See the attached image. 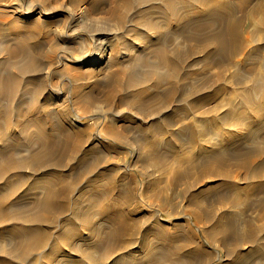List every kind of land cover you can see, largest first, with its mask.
Instances as JSON below:
<instances>
[{"label":"bare ground","instance_id":"bare-ground-1","mask_svg":"<svg viewBox=\"0 0 264 264\" xmlns=\"http://www.w3.org/2000/svg\"><path fill=\"white\" fill-rule=\"evenodd\" d=\"M121 2L110 12H118L119 34L130 31L126 24L139 27L148 44L122 45L125 62L134 55L126 64L112 60L122 67L106 83H96L104 98L74 78L56 98L43 87V102L33 107L29 78L42 71L35 61L40 53L30 54L31 37L5 42L12 29L0 15V264H264V137L258 136L264 132V90L252 95L264 87V0ZM23 24L27 31L37 26ZM20 30L18 25L15 35ZM73 56L75 63H90ZM192 57L215 67V80L160 89L162 79L171 84L188 77L183 70ZM256 66L257 79L242 74ZM228 75L233 84L220 87L216 80ZM223 95L228 107L218 116ZM113 102L138 115L127 112L119 121L124 112L108 108ZM91 107L107 116L103 129ZM84 117H90L86 124ZM185 120L199 125L185 126ZM123 121L135 126L139 138L125 140L116 132ZM118 142L136 147L142 158L144 194L161 199L164 191L175 192L185 203L180 210L187 224L175 211L166 212L168 220L178 219L167 221L148 195L153 211L138 203L136 189L126 183L128 171L113 161ZM169 154L175 155L170 165ZM24 199L33 203L30 209ZM195 221L203 239L191 226ZM157 240L169 247L160 248ZM215 243L225 262L209 251Z\"/></svg>","mask_w":264,"mask_h":264},{"label":"rangeland","instance_id":"rangeland-1","mask_svg":"<svg viewBox=\"0 0 264 264\" xmlns=\"http://www.w3.org/2000/svg\"><path fill=\"white\" fill-rule=\"evenodd\" d=\"M84 1L83 0H74V3H70V0H0V15L8 18L7 19V21H9L8 27L10 29H12L11 33L7 32V34L5 35L6 36L5 42H8V41L13 42V40L15 41V39H13V38H17V41H18L21 39L22 40H24V39L28 40V38L31 37L30 42L32 43V45H31V47L28 46V47H30V49H29L30 54H33L34 49L40 53L39 56L38 55L35 56L36 57L35 61L36 62L38 61L37 65L39 66V64H40L39 68H41L42 71L40 72V74H38L39 73L38 72L35 76L33 75L29 78V79H31V83L28 86V88H29L28 89V96H30V97H28L29 99L27 98V101L29 102L30 107L31 106L33 107L36 104L38 106L40 103L43 102V99H44V97H42V88L43 87L47 88L48 92L52 91V97L55 96L54 98H56L59 95L65 94L68 86L72 85L71 83H73L74 78H81L82 81L86 84L87 89H89V88L92 89L95 95H97L98 97L102 96L104 98V94H103L102 89L99 88L97 90L98 87H96V83H99V84L106 83L109 80V77L111 76V74L118 72L122 67L121 65H118L117 63L115 64V62H112V60L113 59L116 60V58H117L118 61H120V62L123 61L124 64H126V63L130 62V59L132 60V57L134 55V53H132V55L130 53V55L132 57H130V58L128 57L129 60L127 62H125L124 59L121 57L122 52H123V50H121L122 45L129 44L128 47L129 46L131 47V46H133L132 44H134L133 48L135 49V47H138V48L146 47V45L148 44L147 35H146L147 33L145 32V30H143L139 27L133 28L132 25H128L125 23L127 25L128 29L130 30L129 31L130 33L129 32L126 33L125 36H121L119 34V31H118L119 25L117 23L118 12L116 14L115 13L113 14L110 12H111L112 6L113 5H117V6L121 5L122 0H92V1L91 0H84ZM159 4L161 5L162 2L160 1ZM16 8H17V10H16ZM13 9H14V11H13ZM131 13L133 14V11L129 12L128 15L131 16L132 15ZM134 18H138V17L134 15L133 19ZM33 19H34V21H33ZM25 22L27 25H30V26L35 25L36 26V24H37V26L35 28L28 29V31H29L28 32L27 28L23 30V25H24L23 23H25ZM43 24H47V25L44 26ZM18 25H20V27H21L20 31H22V32H19L15 35L16 32L14 31V29H16V27ZM0 27L4 28V26H0ZM136 29H138V30H136ZM34 30H36V31H34ZM24 31H26L28 33H25ZM41 31L43 34L41 33ZM141 31H142V33H141ZM164 32H166V30H164ZM95 34H96V36H95ZM115 34H117V35H115ZM142 38H144V39H142ZM2 39L3 38H1L0 40H2ZM38 40H39V42H37ZM127 41H128V43H126ZM144 42H145V44L147 43L145 46H144ZM138 44L140 46H138ZM110 45H111V47H110ZM116 45L119 48H117ZM180 47L183 50L186 49L185 46H180ZM113 49H115V50H113ZM134 52H135V50H134ZM76 54H79V55L81 54L82 56L86 57L90 63H86L83 65L75 63V61H73L74 60L73 55H76ZM148 54L149 53H147L145 55L148 56ZM46 55L50 56L49 59H46ZM149 56H150L149 57L150 60L157 59L156 57L152 56L151 54ZM100 58L106 59L104 64H100L99 62H97ZM196 63L197 62L194 59V57L188 58L187 64L192 65L191 69H190V67H187V64H186V66L184 67V70H183L184 74H187L188 77H186L185 79L176 80V82H172L171 84H169L167 82H163V81H165V79H162L163 81L161 83L162 85H161L160 89H168L172 85H175V84H188L189 85L192 80H198V79H201V80H205V79H211L212 80L213 79V80H215V76H217V72H219L215 67L209 65L207 63V61H204L200 64L199 63L196 64ZM86 66L89 68H87ZM247 67H249V65H247ZM92 68H94V69H92ZM84 70L86 73H84ZM188 70H189V72H188ZM190 70H192V71L190 72ZM183 71H182V73H183ZM195 72L199 75L195 74ZM242 74L243 75L246 74V76H248L249 79L251 80L252 78H254L256 76H259L258 75L259 74L258 66H256L251 71L250 70L249 71H242ZM81 75L82 76L85 75L84 77L86 79H83ZM165 75H166L165 71L162 72V77H164ZM186 79H189V80H186ZM254 79H257V78H254ZM223 80H221L223 82L216 80V82H218L217 84L220 87H224L225 84H226L225 87L227 85H228V87H231L230 84H233V79L229 75L226 76L225 79H223ZM91 83H93V84H91ZM42 84L45 86H43ZM103 85H105V84H102L101 86H103ZM260 89H261V91H255L254 90L252 92L253 97L257 98L258 94H259L258 92L262 93V90H264V87H261ZM155 91H157V90H155ZM242 92H243V90L240 89L238 91L239 95H241ZM31 97H33V98H31ZM103 98L99 99L100 101L97 102L99 104L98 106L103 107L102 106L103 104H101L104 102ZM33 99L35 102L32 101ZM225 99H226V97H225V95H223L218 100L219 105H220V106L218 105L219 106L218 110H216L217 112L219 111L217 113V114H219L218 116L222 115V112L225 109H227V107H228L224 104ZM239 99H240V96H236V101H235V104L233 106H235L239 103ZM113 104L114 105H111V106L107 105L108 108H112V109H114L120 113H122V111L124 112V114H121L122 118L119 121H121L124 117L128 116V115H126L127 112L132 114L131 116L138 115L137 111L134 108H131V110L129 111L126 106L125 107L124 106H118V104L115 105L114 102H113ZM80 107L83 108L84 105H81ZM221 107H222V109H221ZM211 108L212 107L207 106V107H205L204 110H206V109L210 110ZM235 108H237V106H235ZM52 110H55V109H52ZM74 110L77 112L80 109L78 110V108L76 109V107H75ZM94 111H95L94 107H91L89 110V112H91L92 114H95L98 117V123H100V125L98 126L99 130L103 129L106 126V122H107L108 118L104 113L96 112V111L94 112ZM72 112L76 113L73 111V109H72ZM98 114H100V115H98ZM196 119H198V117ZM80 121L82 123L86 124L87 122L90 121V117H84ZM136 122H138V121H136ZM190 123L195 124V125H199L198 122H195V120H194V122H190L188 120H185L183 122V124L185 126L189 125ZM211 124L213 125L214 121ZM211 124H208L209 125L208 128L212 127ZM116 132L119 133L121 135V137H123L125 140L132 141L133 138H136V137L139 138V134L136 131L135 126L132 123H129V122L127 123L126 121L117 123ZM260 133L261 134H258V136L260 138H263L264 132H260ZM165 138H166V136H165ZM118 148L120 149V153L118 156L114 157L113 161L115 164L120 166L121 171H123L124 169L126 171H128V178L129 179L128 178L126 179V183L128 185L132 186L134 190L136 189L135 191H136L138 203H140L141 205L146 207V209H148L149 211H153V209L155 210L158 208L162 209V211L164 212L163 216L166 217L167 221L171 222V220L176 221L178 219V218L177 219L172 218L171 220H168V216L166 214L167 211H175L176 214L174 217L181 216V220L179 219V221H181V222H183L184 220H187L188 217H186L182 213V211L180 210L181 209L180 207H182V205L185 203L181 198L175 197L176 196L175 192L164 191V195L161 196V199H159L157 196H152L146 192L144 194V191H145L144 185H145L146 177L144 175H142V173L140 171V161L142 158L141 157L138 158L137 153H136V147L130 146L129 144L124 143V142H122V143L118 142ZM186 150H189V148H186ZM185 154L188 155L189 152L185 151ZM174 157H175V155H173V154L167 155L165 163L168 162V165L174 163ZM186 165H188V164H185L184 167H186ZM26 172L28 173V171H26ZM143 182H144V184H143ZM131 183H133V184H131ZM135 184H137V185H135ZM58 186H56V187H58ZM147 195H148V197L151 198L150 201L154 205L153 209H150V206L146 203V202H148L147 201L148 198L144 197V196H147ZM155 200H157V201H155ZM23 202H25V203H23ZM21 204L30 209L33 203L29 199H27V200L24 199V201H22ZM204 207L211 210L210 204L208 202L204 203ZM239 211H240L241 215H243V216L245 215L243 213V208H240ZM257 212L258 211H254V213L250 212V214L253 217L256 215ZM189 213L192 214L191 212H189ZM247 213H249V212H247ZM185 222H183L182 224H187ZM195 224L196 225L191 224L193 230L195 231L196 235L200 239H203V235L201 234L200 230L197 227V226H200L201 224H198L196 221H195ZM156 244L157 245L159 244L158 245L159 247L162 245L163 247L162 246L160 247L162 249L169 247V245L167 243H163L159 240H157ZM208 249L214 255H219V253H220L222 260L218 261L219 263L225 262L223 260V259L226 260V258L224 257V252L218 246L217 243H215V245L210 244V246H208Z\"/></svg>","mask_w":264,"mask_h":264}]
</instances>
